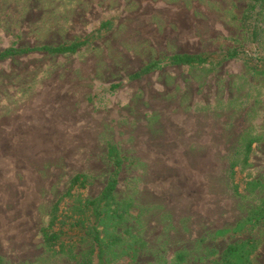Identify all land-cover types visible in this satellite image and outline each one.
Segmentation results:
<instances>
[{
  "label": "rangeland",
  "instance_id": "obj_1",
  "mask_svg": "<svg viewBox=\"0 0 264 264\" xmlns=\"http://www.w3.org/2000/svg\"><path fill=\"white\" fill-rule=\"evenodd\" d=\"M251 5L0 0V50L88 40L76 53L0 61L3 264H80L87 255L100 264L90 233L68 230L61 249L45 244L43 229L57 201L63 213L102 192L111 143L124 158L115 196L127 211L108 228L120 240L107 264H215L248 238L253 264H264V221L233 231L264 206V10L254 38ZM232 50L241 54L216 63ZM183 53L210 61L168 64ZM77 174L86 186L71 188Z\"/></svg>",
  "mask_w": 264,
  "mask_h": 264
},
{
  "label": "trees",
  "instance_id": "obj_2",
  "mask_svg": "<svg viewBox=\"0 0 264 264\" xmlns=\"http://www.w3.org/2000/svg\"><path fill=\"white\" fill-rule=\"evenodd\" d=\"M251 7L247 11L248 14L254 16V28L252 34L254 38H257L260 34V20L259 17L262 15L264 10V0H251ZM110 22H105L103 25L107 26ZM88 40H78L70 44L62 45H41V46H29L21 47L17 43H13L4 49L0 50V61L7 58L21 56L26 54H31L35 52H44L54 55H63L69 53H76L81 47L85 46ZM241 52L238 50L229 51L221 59L217 60V64H221L230 58L237 57ZM210 58L204 54H174L169 57V65H196L208 63ZM264 62V58L262 59ZM162 61H155L145 65L141 70L135 72L131 78H140L154 71L156 68L162 65ZM121 84H115L113 88L119 87ZM252 144L250 141L247 145V154L245 156L244 162L248 163L250 155L252 152ZM108 156L114 163V171L110 175L107 184L103 188L102 192L95 198L89 199H77L73 207L69 208L68 211L60 213V201H57L52 210L51 220L47 227L43 229V238L45 244L48 247H55L59 245L61 249H64L63 235L67 233L68 230L75 229L77 231H84V234H91L92 244L98 248V258L100 264H107L106 252L107 248L111 245L119 242L120 237L115 235H106L108 228L113 225H120L125 219V213L127 207L121 205L116 200L115 192L119 185L118 175L122 170L124 165V158L120 153L118 147L114 144H109ZM80 185L82 187L86 186V176L83 174L75 175L71 180V188ZM123 208H122V207ZM89 218L91 219L88 225ZM264 221V206L259 209H255L251 214L245 219V222L238 223L234 232L242 231L247 224H257ZM102 227V229L100 228ZM230 229L218 230L219 235H224L228 233ZM102 232L105 235L102 236ZM73 237V236H71ZM106 239V240H105ZM109 241V242H107ZM256 247V242L252 238L244 239L241 241H236L230 243L222 253V257L219 261H215V264H253L252 253ZM182 258V257H181ZM0 264L2 259L0 257ZM80 264H94L93 258L89 255L83 257Z\"/></svg>",
  "mask_w": 264,
  "mask_h": 264
}]
</instances>
